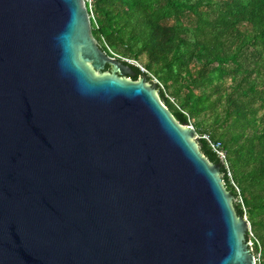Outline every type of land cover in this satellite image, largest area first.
Here are the masks:
<instances>
[{"label": "water", "instance_id": "95a60500", "mask_svg": "<svg viewBox=\"0 0 264 264\" xmlns=\"http://www.w3.org/2000/svg\"><path fill=\"white\" fill-rule=\"evenodd\" d=\"M132 67L83 0H0V264H255L221 166Z\"/></svg>", "mask_w": 264, "mask_h": 264}, {"label": "trees", "instance_id": "16d2710c", "mask_svg": "<svg viewBox=\"0 0 264 264\" xmlns=\"http://www.w3.org/2000/svg\"><path fill=\"white\" fill-rule=\"evenodd\" d=\"M92 11L102 50L157 78L172 117L192 125L202 155L221 166L264 264V0H95ZM132 68L136 82L144 75ZM203 136L220 143L229 171Z\"/></svg>", "mask_w": 264, "mask_h": 264}, {"label": "built area", "instance_id": "2783aa9c", "mask_svg": "<svg viewBox=\"0 0 264 264\" xmlns=\"http://www.w3.org/2000/svg\"><path fill=\"white\" fill-rule=\"evenodd\" d=\"M84 5L87 7L88 11H89V18L91 20H94V14H93V6L95 3V0H83ZM108 52L104 51L109 57L128 63L130 65H135L139 71L144 72L148 78L150 82H152L153 84H157L158 85V90H163L164 91V87L163 85L158 81L157 78H155L154 76H152L141 64H139L137 61L133 60V59H128V58H123L120 57L119 55L113 53L108 47H107ZM166 97L170 98L169 96L166 95ZM170 101L172 103H174L173 98H170ZM189 127L193 128L192 125H189ZM198 137V136H197ZM199 138V137H198ZM204 140H206L210 146V148L212 149V151L217 155V157L222 160V165L226 167L227 171H229V166L227 163V156L226 153L222 150L220 143H214L212 142L207 136H203L202 137ZM244 219L248 222L246 213L244 214ZM249 223V222H248ZM248 234L250 235V237L253 239V242H249L250 244V249L251 251H253V244L256 243L259 247V243L255 240L252 232H251V226L249 223V229H248ZM261 249L259 248V252L257 253V255H254L255 257V264H262V258H261Z\"/></svg>", "mask_w": 264, "mask_h": 264}, {"label": "rangeland", "instance_id": "374dc122", "mask_svg": "<svg viewBox=\"0 0 264 264\" xmlns=\"http://www.w3.org/2000/svg\"><path fill=\"white\" fill-rule=\"evenodd\" d=\"M99 45H100V47H101V44L99 43ZM121 57V56H120ZM123 58H126V57H123ZM129 59V58H128ZM147 82H150L148 79H147ZM152 83V82H151ZM153 84V83H152ZM157 97L158 98H160V91L157 89ZM160 100V102L163 104V102L161 101V98L159 99ZM164 105V104H163ZM182 126V125H181ZM183 127V126H182ZM197 139H198V137H197V135H196V139L195 140H193V142L195 141H197ZM236 203V202H235Z\"/></svg>", "mask_w": 264, "mask_h": 264}, {"label": "flooded vegetation", "instance_id": "af4514ba", "mask_svg": "<svg viewBox=\"0 0 264 264\" xmlns=\"http://www.w3.org/2000/svg\"><path fill=\"white\" fill-rule=\"evenodd\" d=\"M111 70H112V68L109 66V65H105V67H104V73L105 72H107V73H110L111 72Z\"/></svg>", "mask_w": 264, "mask_h": 264}]
</instances>
